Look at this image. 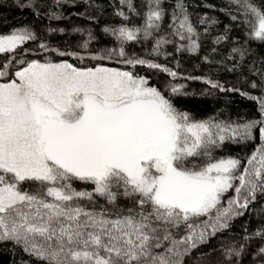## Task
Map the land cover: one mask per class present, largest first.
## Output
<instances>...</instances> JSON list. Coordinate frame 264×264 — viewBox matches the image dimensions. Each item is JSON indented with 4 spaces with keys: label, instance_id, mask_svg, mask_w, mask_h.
<instances>
[{
    "label": "snow or ice",
    "instance_id": "6c2138e0",
    "mask_svg": "<svg viewBox=\"0 0 264 264\" xmlns=\"http://www.w3.org/2000/svg\"><path fill=\"white\" fill-rule=\"evenodd\" d=\"M84 5L77 15L88 27L0 34V244L26 255L21 264H264V51L257 60L251 47L264 49V0H228L219 9L228 23L198 57L209 72L212 64L239 71L259 95L177 70L220 23L207 13L194 23L185 0H118L110 13L96 0ZM25 6L37 19H66ZM102 16L116 22L94 34ZM57 32L83 39L61 49L48 39ZM101 33L111 47L100 45ZM225 43L227 56L214 59ZM181 80L208 87L189 92ZM209 88L255 101L258 115L197 118L173 102ZM249 143L250 154L216 155ZM246 213L260 221L255 230L245 222L233 231Z\"/></svg>",
    "mask_w": 264,
    "mask_h": 264
},
{
    "label": "trees",
    "instance_id": "16d2710c",
    "mask_svg": "<svg viewBox=\"0 0 264 264\" xmlns=\"http://www.w3.org/2000/svg\"><path fill=\"white\" fill-rule=\"evenodd\" d=\"M30 2L35 4L36 9L39 13H46L50 8L53 11H60L63 13V16L66 19L62 20H49L47 16H41L37 19V14L31 7L21 5H28ZM97 3L105 5V12H111L112 8L107 5L112 2H118V0H96ZM174 2V0H165V4ZM186 5L188 6L189 12L193 13L192 20L195 23L197 19V14L203 15L207 13L209 16H215L220 23L210 29V33L207 38L202 41L203 47L198 54H189L185 53L180 58L181 68L177 69L178 71L184 72V74L191 73L192 75H210L212 79L218 80L220 83L224 84L225 87H239L241 91H251L253 95H259L255 90L249 89L243 80H238L240 72H227L221 68V66L212 64L210 67L213 69L211 72L208 71V67L205 66V62L198 57H202L205 54L206 50H209L212 47V37L219 34V31H223L224 24L228 23V17L221 11L220 8L225 7L228 3V0H185ZM209 5L214 7H209ZM85 5L84 0H76L75 4H70L67 0H64L59 9L55 6V0H0V34L8 31L13 27H22L29 25L33 27L37 32L51 26L53 28H66L70 29L71 27H88L90 25L89 21H86L83 17L77 15L78 12H84ZM118 20V18H117ZM116 22L110 20L107 16H102L100 20L96 23L91 24L94 34L99 33V29L103 27L105 23ZM219 30V31H218ZM232 35L239 37V33L233 31ZM49 42L53 46H59L61 49L64 48V41L67 40L70 44L82 40L83 35L81 33H54L48 36ZM100 45L101 46H112V39L110 37H105L102 33L99 35ZM31 42L28 45L30 46ZM92 47H97L95 41L92 42ZM135 47V46H133ZM219 54H213V58L219 60L221 56H227L228 51L230 50V45L225 43L223 46L216 45ZM251 47L257 51L256 59L259 60V53L264 51V49H257L256 44H252ZM74 50V49H73ZM131 50V49H130ZM136 51H140L138 47H135ZM168 51H172L171 46H167ZM53 59H68L71 63H76L71 57H57L53 53ZM251 57L245 60V64L249 62ZM160 63H164L165 60L163 57L159 60ZM108 66L120 67L124 70H129V66L118 65L110 62H105ZM226 64L231 66L233 61H225ZM169 66L175 67L174 64ZM135 71L141 75L152 76V71H145L140 66H137ZM245 75H249L245 70ZM166 78V74L161 73L159 75V80ZM151 84L159 87L158 80L155 76L149 81ZM181 83L185 84L186 90L192 92L207 88L208 85L200 81H191V80H181ZM209 91L212 92V95H197L190 97H176L174 99V104L177 108L181 110H187L192 112L197 118H207L209 116H214L217 112L220 113V118L232 117L235 118L237 114L245 117H253L258 115L256 102L247 99L246 97H241L238 92H220L219 90H212L209 88ZM258 142V141H257ZM254 145L249 143L246 147H241L240 145L228 144L225 146L223 151H218L217 156L221 155H240L244 156L245 153L251 152ZM247 222V227L249 231L255 230L260 221L255 217V213L251 216L245 214L244 217L238 218L234 222L233 231H241L242 227ZM215 242V241H213ZM206 251V246H201L198 250H193L191 253V258L196 259L198 251ZM252 257H249L251 259ZM28 257L20 252L18 249L13 251L10 249V246H5L0 244V264H21L22 260H27ZM187 259V258H186Z\"/></svg>",
    "mask_w": 264,
    "mask_h": 264
},
{
    "label": "rangeland",
    "instance_id": "374dc122",
    "mask_svg": "<svg viewBox=\"0 0 264 264\" xmlns=\"http://www.w3.org/2000/svg\"><path fill=\"white\" fill-rule=\"evenodd\" d=\"M70 62V61H69ZM122 70H124V69H122Z\"/></svg>",
    "mask_w": 264,
    "mask_h": 264
}]
</instances>
